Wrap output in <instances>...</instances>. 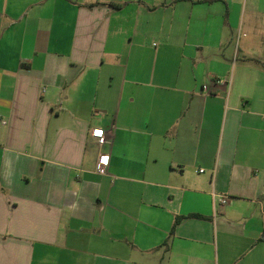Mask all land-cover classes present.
<instances>
[{"label":"crops","instance_id":"0c3cea01","mask_svg":"<svg viewBox=\"0 0 264 264\" xmlns=\"http://www.w3.org/2000/svg\"><path fill=\"white\" fill-rule=\"evenodd\" d=\"M0 264H264V0H0Z\"/></svg>","mask_w":264,"mask_h":264},{"label":"built area","instance_id":"2783aa9c","mask_svg":"<svg viewBox=\"0 0 264 264\" xmlns=\"http://www.w3.org/2000/svg\"><path fill=\"white\" fill-rule=\"evenodd\" d=\"M91 133H92V135L98 137L99 143H103L104 137L102 136V130L101 129H93ZM97 133H100V134L98 135ZM106 161H107V157L102 156V155L99 156L98 162H97V168H96L97 172H103L105 170ZM200 171H202V170L200 169ZM212 196H213V200L217 201V203H219L220 205L225 204L227 202V197L224 195L212 193Z\"/></svg>","mask_w":264,"mask_h":264},{"label":"trees","instance_id":"16d2710c","mask_svg":"<svg viewBox=\"0 0 264 264\" xmlns=\"http://www.w3.org/2000/svg\"><path fill=\"white\" fill-rule=\"evenodd\" d=\"M181 218V216H176L175 219H174V222H173V226L175 223H177V221Z\"/></svg>","mask_w":264,"mask_h":264},{"label":"snow or ice","instance_id":"6c2138e0","mask_svg":"<svg viewBox=\"0 0 264 264\" xmlns=\"http://www.w3.org/2000/svg\"><path fill=\"white\" fill-rule=\"evenodd\" d=\"M98 135L100 134V133H97Z\"/></svg>","mask_w":264,"mask_h":264}]
</instances>
